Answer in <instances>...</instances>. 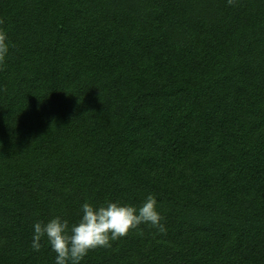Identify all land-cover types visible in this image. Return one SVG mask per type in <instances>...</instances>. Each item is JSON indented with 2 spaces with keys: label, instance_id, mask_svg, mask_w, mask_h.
I'll use <instances>...</instances> for the list:
<instances>
[{
  "label": "trees",
  "instance_id": "trees-1",
  "mask_svg": "<svg viewBox=\"0 0 264 264\" xmlns=\"http://www.w3.org/2000/svg\"><path fill=\"white\" fill-rule=\"evenodd\" d=\"M0 264L33 225L157 200L80 264H264V0H0Z\"/></svg>",
  "mask_w": 264,
  "mask_h": 264
},
{
  "label": "clouds",
  "instance_id": "clouds-1",
  "mask_svg": "<svg viewBox=\"0 0 264 264\" xmlns=\"http://www.w3.org/2000/svg\"><path fill=\"white\" fill-rule=\"evenodd\" d=\"M228 3L233 5L235 0ZM3 23L0 20V24ZM8 52L7 33L0 29V66ZM161 221L157 200L151 194L139 207L118 201L99 206L86 202L81 207V218L75 223L59 215L47 222H35L32 248L39 251L42 240H46L56 254L55 264H80L89 251L110 248L112 241L127 236L141 224H149L166 234Z\"/></svg>",
  "mask_w": 264,
  "mask_h": 264
}]
</instances>
